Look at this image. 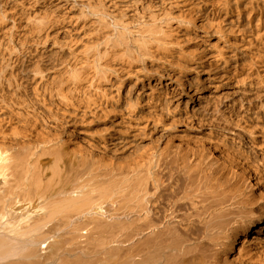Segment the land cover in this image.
<instances>
[{"label":"bare ground","instance_id":"1","mask_svg":"<svg viewBox=\"0 0 264 264\" xmlns=\"http://www.w3.org/2000/svg\"><path fill=\"white\" fill-rule=\"evenodd\" d=\"M229 1L0 0V264H264L263 16L175 38Z\"/></svg>","mask_w":264,"mask_h":264},{"label":"rangeland","instance_id":"2","mask_svg":"<svg viewBox=\"0 0 264 264\" xmlns=\"http://www.w3.org/2000/svg\"><path fill=\"white\" fill-rule=\"evenodd\" d=\"M232 1L233 0H231V1H229L228 2V5H230L231 7H229V6H227L226 8H224L225 9V11H224V9H221L220 11L221 12H219V14L217 15V16H215V13H211V12H209V10H207V9H205V8H202V7H200L199 8V6H197L196 7V9H198L197 10V12L199 13V16H197L196 17V15H198V13L196 14V15H194L193 17H196L195 18V24H196V26H195V24L193 25H191L188 29H186V28H183L184 27V25H179V27L180 28H182V29H184V30H182V29H179V27L177 26V29L175 30L176 32V34H175V38L177 39V37H178V39L179 38H181V40L179 39H177V41L179 42V41H181V42H179L180 43V45L183 47V49H184V51H186V50H188L189 49V51H187V55H191V53H194V54H192V55H194V57H193V59H192V61L191 62H189L188 63V66L191 68L194 64V66L195 67H192L190 70H192V72L189 74V72H188V75L186 76L188 79H189V81H191L192 83L194 82V83H197V82H199L200 80H201V82H204L206 79H207V81H209V79L208 78H206V76H208L207 75V73H208V71H210V72H213L212 70L213 69H211V65L212 64H210V63H212V62H210V59H211V56L213 55L212 53H216V51L217 50H221L224 54H225V52H226V55L227 56H229V57H232L231 55H233V54H230V53H234L233 51H235V46H233V44L235 45L236 44V40H238L239 41V33H240V31H237L236 29H238V30H240V26L242 27L243 25H244V27H246L247 26V28L245 29L244 28V30L246 31H248V30H250L249 32H247L246 31V33H250L251 31H252V28L250 27V25H248V23H247V21L246 20H244V22H246V24H239V23H237L236 24V19H237V17H236V19L234 18V12L236 13V10H238V9H240L241 8V11H240V13H242V16L240 15L239 16V19H247L248 18V12L250 11V9H251V14L253 15H251L250 14V16L253 18V17H255V18H257V17H259V18H261L262 16L264 17V6L261 4V3H259V2H261V0H259V2L258 1H256V0H250V2H249V0H241V3L239 2V4H238V2H237V4L236 3H234L233 2V4H232ZM253 1V2H252ZM256 1V2H255ZM231 2V3H230ZM246 2H248V3H246ZM255 2V3H254ZM262 2H264V1H262ZM230 3V4H229ZM245 3H246V5H248V6H246L245 5ZM253 3V4H252ZM244 4V5H243ZM250 4V5H249ZM252 4V5H251ZM258 4V5H257ZM264 4V3H263ZM221 5V4H220ZM242 5H243V8H242ZM222 6V5H221ZM221 6H219L218 5V7H220L221 8ZM234 6V7H233ZM240 6V7H239ZM244 6H246V7H244ZM249 6L251 7L250 9H249ZM254 6V7H253ZM260 6V7H259ZM229 7V9H227ZM257 7V8H256ZM232 8H234V9H236L235 11H233L234 9H232ZM238 8V9H237ZM204 9H205V11L207 12H205L204 11ZM232 9V10H231ZM246 9V10H245ZM222 10L224 11V13L225 12H227V13H225V15H223L224 13L222 12ZM227 10V11H226ZM230 12H229V11ZM248 10V12H246ZM254 12H253V11ZM231 11H233L232 12V14L233 15H231ZM183 13H185V12H183ZM203 13H204V15H206L205 17H204V15H203ZM206 13V14H205ZM230 13V14H229ZM243 13H244V15H243ZM178 15L180 14V12H178L177 13ZM211 14V15H210ZM214 14V15H213ZM245 14H247V16H245ZM202 15H203V17H202ZM209 15H210V17H209ZM213 15V16H212ZM260 15V16H259ZM146 16V17H145ZM145 19H147L148 18V16H147V14H145ZM201 16V17H200ZM215 16V17H214ZM228 16V17H227ZM244 16H245V18H244ZM208 17V18H207ZM216 18V20L214 19V18ZM218 17V18H217ZM220 17V18H219ZM223 17V18H222ZM231 17H233V19H232V22H231V20L229 21V18H231ZM262 17V19H264ZM202 19V21H204L205 22V18H206V23H207V20H208V22H209V24L210 23H214V22H216L217 23V25L218 26H222V27H220L219 29H220V31L218 32L217 30H214V29H216V28H213V26H217L216 25V23H214L215 25H213L212 27H211V29H210V26H207V24L206 23H204V24H202V21H201V19ZM203 18H204V20H203ZM209 18H211L210 20H211V22H210V20H209ZM213 18V19H212ZM221 18H222V22L220 21V23L218 22L219 20L218 19H220L221 20ZM228 18V19H227ZM255 18H253V19H255ZM197 19V20H196ZM179 21H181V19H176V22H179ZM200 21H201V23H200ZM228 21H229V23H228ZM235 23H234V22ZM225 22V23H224ZM227 22V23H226ZM198 23H200V24H198ZM232 23V24H231ZM234 23V24H233ZM208 24V25H209ZM224 24V25H223ZM229 24V26H227ZM198 25H200V26H202V27H204L205 25L208 27V30L206 29L207 27L205 26L204 28H202V27H199ZM235 25V26H234ZM238 25V26H237ZM194 26V27H193ZM231 26V28H233L234 27V29L233 30H235V31H233V30H231L229 27ZM193 27V28H192ZM225 27H228L229 29H230V31H232L231 32V34H233V36L227 31L226 32V29L227 28H225ZM250 27V28H249ZM202 28V29H201ZM222 28H224L223 30H222ZM205 29V30H204ZM180 30V31H179ZM182 30V31H181ZM192 30V31H191ZM212 30V31H211ZM217 31V32H216ZM224 31V32H223ZM177 32H178V34H177ZM185 34H187V35H189L188 37L191 39H189V41H187L188 40V37H186L183 33ZM213 32H216V33H214L213 34ZM220 32H222V33H220ZM226 32V33H225ZM233 32H237L236 34H234ZM189 33V34H188ZM218 33H220V34H218ZM224 33V34H223ZM223 36H222V35ZM238 34V35H237ZM0 35H3V33H1L0 32ZM179 35L181 36V37H179ZM195 35V36H194ZM208 37H207V36ZM229 35H230V37H229ZM235 35V36H234ZM237 35V36H236ZM221 36H222V38H221ZM226 36V37H225ZM232 36V37H231ZM194 37H195V39L196 38H198V39H194ZM219 39H218V38ZM224 37H225V39H224ZM205 38V39H204ZM226 38H227V40H231L232 42H233V44L231 43V45L229 44L230 42H228V44H227V41H226ZM230 38V39H229ZM233 38V39H232ZM237 38V39H236ZM194 39V40H193ZM203 39V40H202ZM218 39V40H217ZM234 39H235V42H234ZM186 40V41H185ZM184 41V44L182 45V42ZM200 41V42H199ZM223 41H224V44H223ZM226 41V42H225ZM201 43V44H200ZM210 44V45H208V44ZM197 44V45H196ZM226 44V47L224 46ZM220 45V46H219ZM230 47H229V46ZM216 46H219V48L220 47H222V46H224V47H222V48H220V49H217V47ZM187 47V48H186ZM212 47V48H211ZM193 48V49H192ZM199 48V49H198ZM204 50H202V49ZM228 48H229V50H228ZM233 50H232V49ZM197 49V50H196ZM207 49V50H206ZM216 49V50H215ZM222 49H224V50H222ZM201 52H200V51ZM214 50H215V52H214ZM193 51H196V55H195V52H193ZM230 51V52H229ZM188 52H191V53H188ZM202 52H205V53H202ZM201 53V55H199ZM211 54V55H209V56H205V55H207V54ZM228 53V54H227ZM198 56H200L199 58H201V59H203L204 57V59L203 60H201V59H199V60H201L200 62H198L199 60H198ZM210 57V58H209ZM209 58V59H208ZM233 58V57H232ZM209 61H208V60ZM198 60V61H197ZM205 60V61H204ZM194 61H196V63L194 62ZM210 62L209 64L207 63V62ZM205 62V63H204ZM203 65H202V64ZM207 64V65H206ZM197 65V66H196ZM198 65H200V66H198ZM198 67H199V69H198ZM209 67V68H208ZM194 68H196V69H198V70H201V69H203L204 68V70H205V72H197V70H194ZM208 68V69H207ZM207 69V70H206ZM210 69V70H209ZM219 70H215L214 72L215 73H217V75L218 74H220V71H221V68H218ZM219 71V72H218ZM206 73V74H205ZM195 74H197V75H195ZM199 76V77H198ZM203 76V77H202ZM190 77V78H189ZM194 77V80L192 81V79L191 78H193ZM195 77H196V79H195ZM203 78H205V80L203 79ZM202 80H204V81H202ZM197 81V82H196ZM206 82V81H205ZM207 95V94H206ZM77 146V145H76ZM80 145H78L77 146V148H81V146L79 147Z\"/></svg>","mask_w":264,"mask_h":264}]
</instances>
